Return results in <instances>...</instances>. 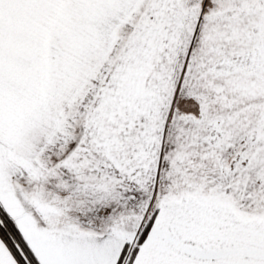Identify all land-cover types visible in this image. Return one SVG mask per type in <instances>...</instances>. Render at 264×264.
<instances>
[{
    "label": "snow or ice",
    "instance_id": "6c2138e0",
    "mask_svg": "<svg viewBox=\"0 0 264 264\" xmlns=\"http://www.w3.org/2000/svg\"><path fill=\"white\" fill-rule=\"evenodd\" d=\"M0 264H264V0H0Z\"/></svg>",
    "mask_w": 264,
    "mask_h": 264
}]
</instances>
